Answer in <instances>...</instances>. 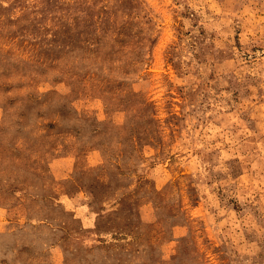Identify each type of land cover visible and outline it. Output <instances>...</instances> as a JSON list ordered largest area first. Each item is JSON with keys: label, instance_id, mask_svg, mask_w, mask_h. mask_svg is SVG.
I'll return each instance as SVG.
<instances>
[{"label": "rangeland", "instance_id": "1", "mask_svg": "<svg viewBox=\"0 0 264 264\" xmlns=\"http://www.w3.org/2000/svg\"><path fill=\"white\" fill-rule=\"evenodd\" d=\"M0 264H264V0H0Z\"/></svg>", "mask_w": 264, "mask_h": 264}]
</instances>
